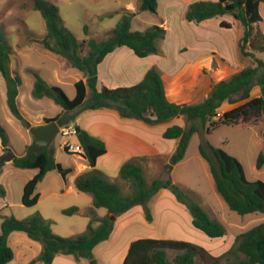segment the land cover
I'll return each mask as SVG.
<instances>
[{
	"label": "trees",
	"instance_id": "1",
	"mask_svg": "<svg viewBox=\"0 0 264 264\" xmlns=\"http://www.w3.org/2000/svg\"><path fill=\"white\" fill-rule=\"evenodd\" d=\"M262 2L264 0H196L186 6L183 18L195 24L205 23L214 17L231 16L233 21L222 19L220 25L224 28H231L234 23L242 26L238 40L239 52L242 56L252 58V64L227 79L213 83L209 94L202 100L175 103L166 96L161 69L157 64L151 65L136 83L97 87L98 65L118 47L128 48L139 58L160 54L158 42L165 35L162 26L131 30V22L136 15L156 12L157 0H138L135 10L123 9L120 20L109 36L100 41L91 38L78 40L63 24L55 4L49 0H32V8L40 13L46 28V34L40 40L41 46L65 59L84 76L87 74L84 80L79 79L74 83L75 96L69 98L60 86L47 84L36 72L32 73L34 80L31 93L34 98L52 99L63 108V113L75 111L66 118L62 113L46 117L44 122L55 120L58 125H62L74 121L79 111L96 109L114 110L120 118L137 120L148 126L168 123L181 117L185 126L171 124L162 132L163 138L177 141L169 157L172 165L184 159L194 133L202 130L210 133L221 125L256 123L264 118V59L255 55L264 53V33L255 27L262 19L259 12ZM84 30L87 32L86 27ZM11 54V46L0 26V74L6 82L7 105L16 119L26 123L17 103L22 80L20 75L10 69ZM253 86H258L259 95L251 97ZM233 96L238 97L234 99ZM225 101L231 105L230 108L222 109ZM262 137L264 139V130ZM76 141L83 149L87 169L73 178V185L77 191L91 195V207L84 212L88 217L86 231L74 237H63L54 234L51 222L38 212L25 218L8 216L1 223L0 264H8L14 258V251L8 244V236L14 231L24 232L28 238L40 244L39 253L27 264H52L58 255H69L77 261L87 260L88 264H101L94 257L93 250L110 237L114 228L111 216H120L130 208L141 205L146 221L151 222L148 202L162 189L169 190L186 207L194 228L210 238H220L226 234L225 226L210 216L190 192L182 189L171 178L146 179L141 161L147 155H134L125 161L118 171L122 181L118 184L97 168L98 157L106 153L105 142L78 125ZM9 151L10 140L0 123V157ZM198 151L207 163L216 192L230 210L238 215L259 213L264 216V181L248 179L243 165L235 156L207 141L199 144ZM11 162L17 168L37 169L23 186L21 203L25 206H33L38 202L37 185L49 171L56 170L64 178L72 173V168L63 167L55 160L50 145L38 152H31L28 145L25 153L14 155ZM263 162L264 154L260 152L256 167L261 168ZM2 165L0 162V170ZM4 193L0 186L1 196ZM99 208L105 210L103 215L97 214L96 209ZM78 211L77 206H72L63 209L62 213L71 215ZM197 257L203 264H264V220L236 234L231 245L218 255L186 240L137 238L129 242L121 264H195Z\"/></svg>",
	"mask_w": 264,
	"mask_h": 264
},
{
	"label": "rangeland",
	"instance_id": "2",
	"mask_svg": "<svg viewBox=\"0 0 264 264\" xmlns=\"http://www.w3.org/2000/svg\"><path fill=\"white\" fill-rule=\"evenodd\" d=\"M49 1L58 7L63 24L78 40L91 38L100 41L109 36L121 18L122 10L133 11L138 0ZM193 1L196 0H157L156 12H142L136 15L131 22V30L140 31L152 25H160L166 29V36L158 42L160 50L158 58L166 60L165 66L174 68L164 75L167 92L187 94L190 91L185 89L184 84L195 83L196 90L200 91L199 96L193 95L195 99L203 95L213 82L227 79L233 71L252 64V58L242 56L239 52L237 42L239 35L242 34V26L238 23H234L231 28L220 25L222 19L233 21L231 16L214 17L203 24L187 22L183 18V12ZM259 12L262 19L255 27L264 33V2L260 3ZM0 26L12 49L10 69L20 75L22 80L17 103L26 119V123H22L11 114L7 105L6 82L0 74V123L7 131L11 152L21 156L27 141H32L27 124L42 125L46 117L62 113L66 118L75 113V111L63 113V108L48 97L34 98L31 93L34 80L32 73L36 72L47 84L60 86L69 98L75 96L74 83L79 79L84 80L87 76L71 67L62 57L50 53L41 46L40 40L45 36L46 28L40 13L32 8V0H0ZM85 27L87 32L84 30ZM118 49L119 47L115 49L116 52ZM126 50L131 56L128 59L130 61L124 60L126 63L121 58H111L115 56L112 53L105 57V66L103 65L100 70L98 88L134 83L133 78L126 76L121 65L124 64V69L130 70L132 67H138L144 59L135 56L128 48ZM255 55L264 59V53ZM56 72L58 77L55 76ZM212 72L213 75L210 76ZM191 93L197 94L195 91ZM250 95L251 97L259 95L258 86H253ZM237 97L233 96L234 99ZM230 107L227 101L223 102L222 109ZM83 112L86 110L79 111L78 115ZM134 123L143 128V131L147 130L152 134L153 144L162 153L147 155V158L141 161L146 179L151 181L154 178L162 180L171 178L182 189L190 192L210 216L225 226L226 234L220 238H210L194 228L186 207L177 201L173 193L169 190L164 192V189L148 202L152 214L151 222L146 221L141 205H136L112 219L114 228L110 237L93 250L94 257L99 263L121 264L129 242L144 237L186 240L207 249L213 255H218L231 245L236 234L264 220L262 214L238 215L227 207L216 192L207 163L198 151L199 144L207 141L235 156L243 165L248 179L264 181V162L261 168L256 167L258 154L260 152L264 154L262 137L264 118L254 124L221 125L210 133L203 130L194 133L184 159L175 168L170 164L167 155L176 140L163 138L162 132L171 124L185 126L184 120L181 117L175 118L168 123L152 127L135 120ZM70 140L75 142L76 137L72 136ZM59 144L60 138L56 135L50 143L54 150V158L63 167L72 168V173L64 178L56 170L49 171L37 185L39 199L33 206L23 205L21 196L25 182L37 172V169L17 168L11 161L2 162L0 186L5 193L4 196L0 194V229L3 219L8 216L25 218L38 212L51 222L53 233L59 236L74 237L86 231L88 217L84 212L91 207V195L77 191L71 176L83 173L87 169V163L83 157L61 149ZM129 158L123 159L119 167L113 170H105L103 166L97 168L111 181L121 184L118 171ZM72 206L79 208L78 213L71 215L62 213L63 209ZM96 212L103 215L105 210L99 208ZM8 244L14 251V258L8 264H27L40 251V244L21 231L10 233ZM87 262L83 259L77 261L69 255H58L53 264H88ZM195 264L203 262L197 257Z\"/></svg>",
	"mask_w": 264,
	"mask_h": 264
},
{
	"label": "crops",
	"instance_id": "3",
	"mask_svg": "<svg viewBox=\"0 0 264 264\" xmlns=\"http://www.w3.org/2000/svg\"><path fill=\"white\" fill-rule=\"evenodd\" d=\"M166 33H167V31L165 29L164 37L166 36ZM240 36L241 35H239L238 40H239ZM112 54H115V56L111 57V58H115V57H118L119 59L121 58V59H123L124 63H126L124 61L125 59H127V61H130L128 59H130L131 56H130L129 51L126 50V47H119L118 51L116 52V50H114L112 52ZM104 59L98 65V82L100 81L101 67L105 64ZM140 59H144L145 63H143L144 61H142V62H140L141 64L138 65V67H135V68L132 67L130 70L124 69V67H125L124 64L121 65L122 66L121 68H123L122 70H124V72H126V74H127L126 76H128L129 78H133L134 83L138 82L142 78V76L144 75L145 71L151 65L157 64L161 69V77H162V80L164 83L166 96L171 102H175V103L198 102V101L202 100L203 98H205L209 94V92L211 90V86L213 83L220 81V80L215 81L212 84L210 81V83H209V84H211L210 87H208V89L204 91L203 95H201L200 97L195 98V99L193 98V95L199 96V93H200L199 90H196V84L195 83L186 84V85L184 84L185 89L190 91L187 94H183V93L169 94V92H167V88L165 85L164 75L168 71H173L174 68L171 66H165L166 60L165 59H159L158 54L157 55H149L147 57L140 58ZM241 69L242 68H240L239 70H241ZM238 71H233L229 76H231L232 74H234ZM109 74L112 75V73L110 71H109ZM115 74H117V73L115 72ZM212 75H213V72L210 74V76H212ZM55 76H57V77L59 76L57 72H56ZM221 80H223V79H221ZM122 85H130V84L128 83V84H122ZM116 86H120V85L117 84ZM194 91L197 92V94L191 93ZM190 93H191V96L189 97ZM18 96H19V93H18ZM18 96H17V99H18ZM135 121H137V120H135ZM73 123L80 126L83 129L87 130L93 136L101 138L105 142L106 153H104L103 155L98 157L97 163H96L97 166H103V169H105V170H111V169L113 170V169L118 168L119 163H121L123 161V159L129 158L130 156L162 154L160 152V149L157 148L153 144L152 134L150 132H147V130L143 131L142 130L143 128H141L139 125L134 123L133 119L120 118L118 116L117 112L114 110H110V109L86 110V112L80 113L75 118ZM36 125H41V124H36ZM146 126H148V125H146ZM150 127H152V126H150ZM171 140H173V139H171ZM31 142H32L31 140L27 141V144L25 146L23 154L26 151V147L28 145H30ZM176 143H177V141L174 142V146L171 148L170 152L167 155L168 157H170V155L173 153L175 146H176ZM23 154H21V155H23ZM177 164L174 165V168L176 167ZM71 178L73 180L74 175H72ZM162 190H164V189H162ZM164 192H166V189Z\"/></svg>",
	"mask_w": 264,
	"mask_h": 264
},
{
	"label": "water",
	"instance_id": "4",
	"mask_svg": "<svg viewBox=\"0 0 264 264\" xmlns=\"http://www.w3.org/2000/svg\"><path fill=\"white\" fill-rule=\"evenodd\" d=\"M87 76V74H85ZM27 129L29 133L33 136L34 140L30 144L31 152H38L43 148L50 145L58 133L59 125L55 120L50 121L42 125H30L27 124ZM14 157V154L9 151L0 157V162L11 161ZM115 216H111L113 219Z\"/></svg>",
	"mask_w": 264,
	"mask_h": 264
},
{
	"label": "built area",
	"instance_id": "5",
	"mask_svg": "<svg viewBox=\"0 0 264 264\" xmlns=\"http://www.w3.org/2000/svg\"><path fill=\"white\" fill-rule=\"evenodd\" d=\"M77 135V125L73 122L64 123L59 125L57 136L60 138V148L68 153L76 155L78 157H83V149L77 143V141L72 142L70 137H76Z\"/></svg>",
	"mask_w": 264,
	"mask_h": 264
}]
</instances>
